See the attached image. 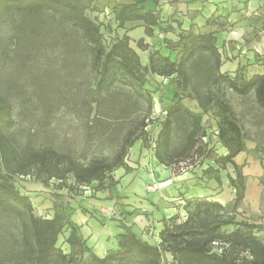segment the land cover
Wrapping results in <instances>:
<instances>
[{
    "label": "trees",
    "instance_id": "obj_1",
    "mask_svg": "<svg viewBox=\"0 0 264 264\" xmlns=\"http://www.w3.org/2000/svg\"><path fill=\"white\" fill-rule=\"evenodd\" d=\"M145 1L134 0L117 6L113 15L117 28L126 29L129 22L141 21L145 36L154 38L157 30L164 28V21L158 11L144 9ZM98 8L103 9L100 0H0V23L8 19L12 26V34L0 44V210L17 218L21 224L19 237L13 238L14 250L1 258L0 264H164L165 252L171 253L173 264H264V241L251 232L255 225L241 221L232 232H222V225L233 221L208 220L207 215L212 211H225L228 206L205 195L186 197L185 192L186 219L179 222L177 214L166 219L159 232V244L141 238L131 226L124 224V231L115 236L116 245L100 256L88 245L77 223L61 213L52 218L38 217L31 197L16 186V178L31 174L46 175L47 180L58 179L61 187L70 176L79 185L99 181L101 186L107 177L113 182L112 173L116 169L128 168L125 157L136 141L142 140L144 147H150L145 129L149 123L132 116L140 101L127 91L116 89V75L121 73L130 83L143 85L149 74H157L166 79L176 75L177 84L190 86L188 96L197 99L204 111L209 107L216 109L220 118L218 136L227 153L213 159L217 167L209 166L205 174L220 185L218 170L231 163L240 176V182L228 176L236 191L233 208L245 198V177L235 161L246 149L243 127L233 105L216 95L213 88L229 87L240 95L254 92L256 103L264 110V56L254 54L262 72L246 77L238 71L232 76L221 70L224 61L216 34L190 28L179 32L177 40L165 39L164 46L174 57L164 54L161 47L146 43L145 37L140 38L137 46L149 51L143 63L131 45L128 30L115 34L107 47L101 24L87 13L89 9ZM45 43L61 46L66 58L71 55L75 62L79 60V64L89 65L96 73L94 88L87 89L90 97L85 100L89 115L95 111L87 123L89 137L131 121V129L112 159L92 158L84 163L72 152L60 151L51 144H39L32 130L23 143L6 134L17 122L15 99L30 100L26 82L22 80V73L30 72L26 59L35 57V52ZM17 57L22 61H17ZM8 61L17 62L10 73L5 72ZM114 93L123 97L120 106L105 107L103 96ZM175 97L164 111L166 116L154 141L155 156L166 166L196 160L208 153L202 141L206 135L202 115L186 106L178 93ZM66 224L69 234L65 243L69 252L58 245ZM216 246L220 247V252L214 250Z\"/></svg>",
    "mask_w": 264,
    "mask_h": 264
},
{
    "label": "rangeland",
    "instance_id": "obj_2",
    "mask_svg": "<svg viewBox=\"0 0 264 264\" xmlns=\"http://www.w3.org/2000/svg\"><path fill=\"white\" fill-rule=\"evenodd\" d=\"M99 8L89 9L87 13L96 23L101 24L104 43L109 47L115 34H122L123 30L117 28L108 9L101 11ZM241 31L236 34L240 47L237 44L219 45L224 61L221 70L232 76L239 71L249 77L263 70L255 62L254 54L258 52L264 56V31L256 28L254 31L247 28L245 33ZM140 33V30H135L132 35L137 38ZM11 34V23L8 19L4 20L0 23V44H4ZM251 35H254L253 45L244 44L243 41H247ZM155 40L156 36L151 42ZM154 45L159 44L156 42ZM147 53L141 52L143 63L147 61ZM66 57L61 46L45 43L35 52V57L26 59L30 72L22 73V80L26 82L30 100L25 102L23 98L15 99L14 116L17 122L6 134L23 143L28 131L32 130L37 134L39 144H51L60 151L72 152L84 163L92 158L112 159L126 133L130 131L131 121L125 122L123 127L95 132L89 137L87 123L94 117L95 111L89 115L85 100L90 97L86 93L87 89L94 88L96 73L89 65H81L79 60L75 62L71 55ZM19 59L17 57V61ZM16 64V61H8L5 72L10 73ZM116 76V89L127 91L133 99L140 101V106L132 116L138 120L144 118L149 123L145 129L150 147H144L141 140L136 141L125 157L128 168L122 166L125 175H121L118 168L112 173V177L115 175L113 182L107 177L101 186L99 181L79 185L71 176L62 187L58 179L47 180L46 175L31 174L16 178V186L31 197L35 214L46 218H52L56 213L63 214L80 226L84 238L99 253L115 238L114 225L122 229L124 224L131 226L141 238L159 244L158 228L162 225V214L169 219L172 213L174 216L178 211L179 222L186 219L187 210L181 202L185 191L181 192L180 185L183 190L185 184L200 185L203 195L228 206L225 211L210 212L208 220L231 219L232 223L222 225L221 231L224 233L238 228L241 221L254 224L251 232L264 241V110L256 103L254 92L240 95L229 87L213 88L216 95L224 97L233 105L246 138L245 151L235 157L245 177V198L234 209L232 200L236 191L228 177L232 175L240 182L234 166L228 163L225 169L218 170L222 180L220 185L205 174L209 166L217 167L213 159L227 153L218 136L220 118L216 109L209 107L204 111L197 99L188 96L191 87L177 84L176 75L166 79L157 74H149L143 85L130 83L121 73ZM176 93L182 97L186 106L202 115V126L206 133L202 141L208 153L196 160L182 161L173 166L160 165L154 158V141L166 116L164 111L175 101ZM122 98L116 93L104 95L105 107L120 106ZM137 144L142 147L137 148ZM124 177H128V180H121ZM20 230V221L0 210V259L14 250L13 238L19 237ZM68 234L66 224L58 240V245L66 252L70 250L65 243ZM92 238L94 241L90 242ZM214 250L221 251L218 246ZM164 264H173L171 253H164Z\"/></svg>",
    "mask_w": 264,
    "mask_h": 264
},
{
    "label": "crops",
    "instance_id": "obj_3",
    "mask_svg": "<svg viewBox=\"0 0 264 264\" xmlns=\"http://www.w3.org/2000/svg\"><path fill=\"white\" fill-rule=\"evenodd\" d=\"M131 2H134V0H100L102 8L108 9L112 16L114 15V9L117 6ZM142 5L144 6L145 10H156L160 13L161 19L164 21V28L157 30L156 33L155 41L159 45H154L156 42H151V39L153 38L145 36L144 26L141 21L129 22L126 25L127 28L122 29L123 33L128 30L127 33L131 36V45L136 49L140 56L141 52H146L137 46V41L142 37H145V42L149 43L152 47L153 45L155 48L161 47V51L164 54L170 53L172 57H174L175 54L171 53L164 46V41L165 39L177 40V35L182 30L194 28L196 31H213L218 38V46L237 44L239 47L240 43L237 41L238 37L236 34L242 33L241 30H243V33H245L247 28L252 31H254L255 28L260 29L262 32L264 31V0H146ZM252 24H255V26ZM135 30H140L141 32L140 36L137 38L132 35V32ZM253 39L254 35H251L250 37H247V41H243V43L253 45ZM147 52L148 59L149 51ZM140 147L142 146L137 144V148ZM154 158L157 160L155 153ZM157 162L159 163L158 160ZM122 169L125 170L121 167L117 171L121 175H125L126 172H122ZM113 177L115 178V175H113ZM121 180H128V177H124V179ZM185 186L186 188L183 190L182 186L180 185V190L181 192H186V197L203 196L204 194L202 193L203 188L200 185L190 186L189 184H185ZM181 202L184 203V201ZM173 214L174 213H172L170 216H173ZM166 219L167 217L162 214V225L158 228V236L159 232L164 227ZM114 228L116 230V235L124 231L122 228L117 227L116 225H114ZM108 238L109 237L107 235L106 239ZM92 241H94L93 238L90 242ZM87 243L96 254L104 256L109 248L116 245V240L115 238H112L110 245H106L102 253H99L96 250V247H92L89 242ZM106 243L108 244V241Z\"/></svg>",
    "mask_w": 264,
    "mask_h": 264
}]
</instances>
